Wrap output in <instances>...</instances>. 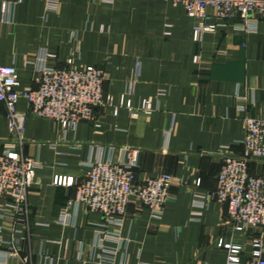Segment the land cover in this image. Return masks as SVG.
Segmentation results:
<instances>
[{"label": "crops", "instance_id": "obj_1", "mask_svg": "<svg viewBox=\"0 0 264 264\" xmlns=\"http://www.w3.org/2000/svg\"><path fill=\"white\" fill-rule=\"evenodd\" d=\"M203 22L170 0H58L54 10L48 0H0V65L18 69L20 89L34 85L40 59L55 52L59 67L72 56L75 65L102 68L113 103L64 129L29 114L20 98L28 113L23 151L36 161V177L26 219L0 205V264H228L222 239L241 245L239 264H251L252 240L264 243V230H236L226 204L198 207L195 198L215 189L219 150L243 152L245 118H264V19L252 30L232 22L198 44L194 28ZM146 98L152 111L136 118L121 106L130 99L141 107ZM6 112L0 103V153L11 139ZM123 147L138 150V182L161 173L174 179L162 218L132 204L123 226L111 227L121 239L104 242L116 249L110 254L99 247L103 215L69 207L76 186L53 178L80 181L92 163L125 158ZM249 170L264 175V160Z\"/></svg>", "mask_w": 264, "mask_h": 264}, {"label": "built area", "instance_id": "obj_2", "mask_svg": "<svg viewBox=\"0 0 264 264\" xmlns=\"http://www.w3.org/2000/svg\"><path fill=\"white\" fill-rule=\"evenodd\" d=\"M58 0H48L50 9ZM185 7L190 17L204 20L194 28V40L202 44L207 33H215L232 22L244 30H252L258 19H264V0H170ZM58 55L47 52L35 68L33 86L20 89L19 71L13 65H0V103L6 108L11 139L0 153V205L9 208L21 219L29 214L28 193L32 188L37 163L25 156L23 132L28 113L18 109L20 98L29 104V114L46 117L58 122L64 129L74 128L81 121H94L96 110L113 106L104 95V70L92 64L75 65L74 58L66 60L65 67L56 64ZM201 60L200 55L195 61ZM150 98L135 107L130 99L121 102L132 117L142 111L151 113ZM118 106H116L117 108ZM241 154L229 147L217 152L222 160L214 190L196 195L195 204L205 207L212 201L226 204L228 216L236 230H264V175L250 173L253 160H264V118H245V132L240 140ZM125 158L100 159L91 164L80 181L73 176L56 174L54 185L76 186L74 197L68 206L83 204L93 212L103 215L99 234L102 252L116 253L105 241H118L120 232L111 227L124 224L130 205L138 210L146 209L152 218H162L165 206L171 198L174 177L169 173L147 176L137 181V149L123 147ZM201 180L198 179L197 186ZM195 214H198L194 211ZM5 214H0V217ZM67 209L61 212V220L67 219ZM218 246L227 250L228 264H239L244 251L241 245L219 241ZM251 264H264V243L261 238L252 240ZM11 251H16L12 245Z\"/></svg>", "mask_w": 264, "mask_h": 264}]
</instances>
